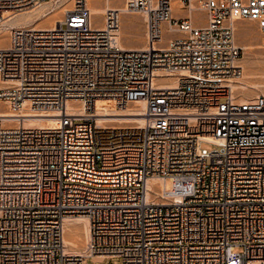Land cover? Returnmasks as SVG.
I'll return each mask as SVG.
<instances>
[{"label": "built area", "instance_id": "2783aa9c", "mask_svg": "<svg viewBox=\"0 0 264 264\" xmlns=\"http://www.w3.org/2000/svg\"><path fill=\"white\" fill-rule=\"evenodd\" d=\"M49 1L0 0V18ZM179 1L186 15L123 1L145 14L147 48L121 47V9L96 23L88 0L54 27L10 29L0 100L52 114L44 127L0 119V264H264V95L242 101L230 81L236 22L264 34V0ZM133 105L141 127L100 121ZM80 216L89 238L73 252L64 226Z\"/></svg>", "mask_w": 264, "mask_h": 264}, {"label": "rangeland", "instance_id": "374dc122", "mask_svg": "<svg viewBox=\"0 0 264 264\" xmlns=\"http://www.w3.org/2000/svg\"><path fill=\"white\" fill-rule=\"evenodd\" d=\"M124 0H88L89 6L94 12V9L103 8V7H114L122 8ZM174 13L177 16L179 13L186 15L187 11L181 8V2L179 0H172ZM177 2V3H176ZM73 0H52L49 1L48 5L36 6L32 8L35 15H39V20L36 23L43 25H50L53 23V19L60 18L62 19L64 12L61 11L64 7H72ZM95 7V8H94ZM104 14V13H103ZM103 14L93 13V18L96 23H101L103 19ZM120 31L119 36H121V42L126 46H137L141 45L143 42H146V21L145 16L141 12H123L121 15L120 22ZM19 26V25H18ZM10 28L0 29V44L7 45L9 41ZM173 28H176L175 26ZM178 34L176 29H171L170 32L166 33L165 38H169ZM236 40L238 44L242 46H247V49L242 50V54L238 63L242 68V76L248 77V79H254V81H261L262 87L258 89H245L244 91L235 89V93L238 97L241 96H252L255 97L256 92L258 95H264V34L258 27L256 21L253 20H238L236 22ZM147 43V42H146ZM249 45V46H248ZM245 67V68H244ZM250 73V74H249ZM262 78V79H261ZM236 81V80H235ZM253 81V80H252ZM256 90V91H254ZM242 91V92H241ZM102 103V102H101ZM105 105V103H104ZM122 109V108H121ZM0 110H10L8 104L0 100ZM118 116H113L107 118L103 121H107L105 124L114 126V127H124L131 126L133 122H126L118 120ZM204 148L211 149L212 145L204 143L202 145ZM172 188V182L167 179L165 182V189L170 190ZM79 223H70L69 227L71 229L79 226ZM86 245L82 247L85 249ZM81 250V249H80ZM94 260V258L92 257ZM104 259V258H103ZM93 260H90L89 264H94ZM96 261V260H95ZM108 264H120V260L115 258L108 262Z\"/></svg>", "mask_w": 264, "mask_h": 264}, {"label": "bare ground", "instance_id": "6f19581e", "mask_svg": "<svg viewBox=\"0 0 264 264\" xmlns=\"http://www.w3.org/2000/svg\"><path fill=\"white\" fill-rule=\"evenodd\" d=\"M54 1V0H53ZM49 2H43L38 6H44V4L48 5ZM177 3V2H176ZM37 6V7H38ZM95 8V7H94ZM110 8V7H107ZM106 7L103 8H97L94 9V12L96 14H103L106 9ZM172 8L173 7V1H172ZM69 9L68 7H64L61 11H66ZM121 9V8H120ZM30 11H34L32 9L29 10H24V11H19L15 12L12 14V12H5L4 16L0 18V29L2 28H10L14 26H22V27H54L57 23V21L60 20V18H55L53 19V23L51 22L50 25H43L36 23L39 20V15H35V13H31ZM124 9H121V14H120V22H121V15L124 12ZM93 12V13H94ZM127 12V11H125ZM187 13V12H186ZM143 14V13H142ZM145 16V14H143ZM175 15V13H174ZM176 16V15H175ZM120 25L119 24V29L117 31L118 33V39L120 46L123 48H147L148 43H142L141 45L137 46H126L123 45L121 42V36H119L120 31ZM162 33L165 35L166 33L170 32L171 29L167 23L162 24ZM1 37V35H0ZM7 45H2L0 44V48H5ZM249 46V45H248ZM244 49H247V46H242ZM241 66V65H240ZM245 68V67H244ZM250 74V73H249ZM172 76L165 78L166 80H171L169 84H174V80H172ZM264 78V77H263ZM262 79V78H261ZM236 80V81H235ZM253 80V81H252ZM231 84L236 90H245V89H258L262 87L260 82L254 81V79H248V77L242 76V72L238 76H232L231 79ZM8 81L0 79V88L7 86ZM162 83V84H166ZM256 91V90H254ZM242 92V91H241ZM256 95L258 96L257 92ZM256 97V96H255ZM253 97L252 96H241L239 97L240 100L242 101H248L251 100ZM101 105H104L100 103ZM70 111L71 112H82L83 110L79 108V105H74L73 103H70ZM49 114L52 113H44V112H38L33 109H22L19 111H14V110H0V119L2 120V124L7 127H17L19 125H24L27 127H44L47 125L51 120L50 118H47L46 116H49ZM141 113V107L133 105L128 108H119L117 111L114 112H109L104 115L103 118L100 119V121H103L107 118L113 117V116H118V120L126 121V122H133V125L135 127H141L144 124V118L140 116ZM152 183H157L158 187L157 191L162 192L161 190L163 189V181L161 178H154L149 181V185L151 186ZM70 223H79L80 225L71 229L69 227ZM89 238V223L88 220L83 217H75V218H69L65 222L64 226V239L66 244L68 245V250L73 251V252H84L85 249L82 247L86 245L87 241ZM81 249V250H80ZM94 260H103L104 256L103 255H94L93 256Z\"/></svg>", "mask_w": 264, "mask_h": 264}]
</instances>
